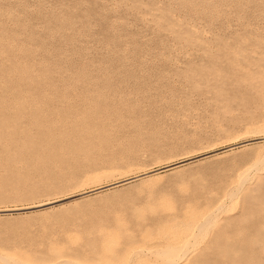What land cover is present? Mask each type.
<instances>
[{
  "label": "rangeland",
  "instance_id": "374dc122",
  "mask_svg": "<svg viewBox=\"0 0 264 264\" xmlns=\"http://www.w3.org/2000/svg\"><path fill=\"white\" fill-rule=\"evenodd\" d=\"M65 1L0 0V253L165 264L195 219L178 264H264V0Z\"/></svg>",
  "mask_w": 264,
  "mask_h": 264
},
{
  "label": "bare ground",
  "instance_id": "6f19581e",
  "mask_svg": "<svg viewBox=\"0 0 264 264\" xmlns=\"http://www.w3.org/2000/svg\"><path fill=\"white\" fill-rule=\"evenodd\" d=\"M66 1H69V0H66ZM66 1H65V3H67ZM75 1H76V0H75ZM120 1H121V0H120ZM120 1H119V2H120ZM138 1H139V0H138ZM144 1H145V0H144ZM144 1H143V2H144ZM165 1H167V0H165ZM51 2H52V3L62 2V0H46V4H45L46 6H44V5L42 6V8L44 7V9H43L44 12H42V13H40V14H38V15L36 14V13H37V12H36V13H35V14L37 15L36 17H35V16H34V17L32 16L33 13H31V15H30V14H29L30 12H28V14H26L25 21L22 20V18H19L20 16H19V15L17 14V12H16V14L18 15V18H17V24H18L19 29H21V31H25V32H27V31H29L30 29L33 28L32 26H33L34 24H32L31 22H33V21H37V22H34V23H38V24L43 25V26H41V27H44L43 29H46V31H47V30H54V29H55L53 32L56 31L57 33H58V32H61V33H62L63 31L66 30L65 33H67V31L69 30V29H67L68 26L70 27V32H71V29H72L73 31H77L78 29L74 30L73 27L75 26V25H74L75 23H76V24L79 23V20H80V19H78V21H77L78 23L76 22V19H75V21H74L73 19H74L75 17H79V16H78V15H76V16L74 15L75 17H72L73 15L70 16V17L67 16V18H71V17L73 18L71 21H74V23L70 22V23H72V24L74 25V26H73L72 24H69V22H67V21H68L67 18L60 17V16H59V12H58V10H60V9H58V8H59V6H61V5L57 6L58 8H56V9L53 8V9H54V10H53V9L50 8V6H51ZM69 2H70V1H69ZM69 2H68V3H69ZM119 2H118V3H119ZM123 2H124V0H123ZM132 2H133V1H132ZM147 2H148L149 5L152 4V3H149V1H146L145 4H147ZM150 2H152V1H150ZM153 2H154V0H153ZM155 2H156V1H155ZM167 2H170V4H172V5L174 4V0H168ZM172 2H173V3H172ZM37 3H38V2H37ZM44 3H45V2H44ZM44 3H43V4H44ZM63 3H64V0H63ZM63 3H62V4H63ZM70 3H71V2H70ZM86 3H87V2H86ZM120 3H121V2H120ZM175 3H176V2H175ZM39 4H40V3H39ZM74 4H75V3H74ZM76 4H77V3H76ZM142 4H143V3H142ZM153 4H155V3H153ZM153 4H152V5H153ZM167 4H168V3H167ZM26 5H27V4H26ZM29 5H30V4H29ZM77 5H78V4H77ZM149 5H147V7H148ZM152 5H151V6H152ZM172 5H171V7H172ZM62 6H63V5H62ZM137 6H138L137 8H139V5H137ZM151 6H150V7H151ZM162 6H164V5H162ZM174 6H175V4H174ZM30 7H31V6H30ZM39 7H40V6H39ZM140 7H141V5H140ZM150 7H148V8L150 9ZM154 7H155V6H154ZM167 7H168V5H167ZM60 8H62V7H60ZM82 8H83V7H82ZM151 8H153V7H151ZM155 8H156V7H155ZM164 8H165V7H164ZM18 9H19V8H18ZM62 9H64V8H62ZM65 9H67V8H65ZM135 9H136V5H135ZM143 9H144V8H143ZM149 9H148V10H149ZM153 9H154V8H153ZM157 9H158V8H157ZM169 9L171 10L170 7H169ZM55 10H57V11H55ZM69 10H70V9H69ZM73 10H74V8H73ZM73 10H72V12H75V10H74V11H73ZM77 10H78V9H77ZM80 10H81V9H80ZM82 10H84V8H83ZM82 10H81V11H82ZM136 10H137V9H136ZM136 10H135V11H136ZM138 10H139V9H138ZM144 10H145V9H144ZM144 10H143V11H144ZM146 10H147V9H146ZM158 10H160V9H158ZM62 11H63V10H62ZM62 11H61V12H62ZM70 11H71V10H70ZM81 11H80V12H81ZM86 11H87V10H85L84 12L87 13ZM119 11H120V10H119ZM140 11H141V8H140ZM149 11H150V10H149ZM168 11H169V10H168ZM18 12H19V11H18ZM64 12L67 13L68 11H67V12L64 11ZM76 12H79V11H76ZM80 12H79V13H80ZM145 12H146V11H145ZM150 12H151V11H150ZM150 12H149V13H150ZM22 13H23V12H22ZM68 13L70 14L71 12H68ZM60 14H61V13H60ZM71 14H72V13H71ZM73 14H76V13H73ZM77 14H78V13H77ZM150 14H151V13H150ZM169 14H170V12H169ZM17 15H16V16H17ZM67 15H68V14H67ZM81 15H83V13H81ZM85 15L88 17L90 14H89V15H88V14H84V16H85ZM142 15H143V14H142ZM160 15L162 16V14H160ZM86 16H85V18H86ZM132 16H133V15H132ZM82 17H83V16H80L81 19H82ZM93 17H94V16H93ZM169 17H170V16H169ZM169 17H168V18H169ZM62 18H63V19H62ZM83 18H84V17H83ZM99 18H100V17H99ZM161 18H162V17H161ZM65 19H66V20H65ZM88 19H89V18H88ZM169 19H171V18H169ZM95 20H96V19H95ZM171 20H172V19H171ZM69 21H70V20H69ZM81 21H82V20H80V22H81ZM85 21H86V20H85ZM25 22H26V23H25ZM64 22L68 23V26H67V27L65 26L66 23H64ZM169 22H170V23H173L172 21H169ZM169 22H167V23H169ZM51 23H53V24L55 25L56 28H53V27L51 26V25H52ZM38 24H37V25H38ZM83 24H84V22H83ZM105 24H106V23H105ZM54 25H53V26H54ZM66 25H67V24H66ZM70 25H72V26H70ZM79 25H82V24H79ZM79 25H78V26H79ZM172 25H173V24H172ZM172 25H171V26H172ZM35 26H36V25H35ZM16 27H17V26H16ZM120 27H121V26H120ZM167 27H168V26H167ZM169 27H170V26H169ZM35 28H36V27H35ZM74 28H75V27H74ZM79 28H81V27L79 26ZM16 29H17V28H16ZM83 29H84V28H83ZM38 31H39V30H38ZM73 31H72V34H73ZM107 31H108V30H107ZM17 32H19V30H18ZM31 32L33 33V31H31ZM41 32H42V31H41ZM50 32H52V31H50ZM77 32H78V31H77ZM79 32H81V30H79ZM32 33H31V34H32ZM34 33H35V32H34ZM39 33H40V32H39ZM42 33L44 34V32H42ZM47 33H49V32H47ZM47 33H45V34H47ZM61 33H60V34H61ZM65 33H64V35L67 36ZM75 33H76V32H75ZM91 33H92V32H91ZM97 33H98V32H97ZM49 34H50V33H49ZM49 34H48V35H49ZM51 34H53V33H51ZM51 34H50V35H51ZM60 34H59V35H60ZM62 34H63V33H62ZM67 34H68V33H67ZM77 34H78V33H77ZM77 34H76V35H77ZM79 34H80V33H79ZM68 35H69V34H68ZM53 36H54V34H53ZM63 45H64V44H63ZM232 72H233V70H232ZM234 74H235V73H234ZM236 74H237V72H236ZM215 78H216V77H215ZM236 78H237V77H236ZM242 78H243V77H242ZM243 79H244V78H243ZM70 105H71V104H70ZM100 105H101V104H99V106H100ZM107 106H108V105H107ZM90 107H91V106H90ZM93 107H94V106H92V108H93ZM97 107H98V105H97ZM97 107H95V108H97ZM95 108H94V109H95ZM100 108H101V107H100ZM105 108H106V107H105ZM68 109H69V108H68ZM98 109H99V108H98ZM79 110H80V109H79ZM79 110H78V111H79ZM103 110H104V109L102 108V111H103ZM98 111H99V110H98ZM102 111H100L99 113H102ZM110 111H111V110H110ZM66 112H67V111H66ZM83 112H84V111H83ZM67 113H68V112H67ZM74 113H76V112H74ZM87 113H88V112H87ZM93 114H94V113H93ZM97 114H98V113H97ZM108 114H109V113H108ZM113 114H114V113H113ZM39 115H40V114H39ZM73 115H74V114H73ZM77 115H80V114L77 113ZM81 115H82V114H81ZM81 115H80V116H81ZM88 115H91V114H88ZM45 116H48V115H45ZM50 116H51V115H50ZM52 116H53V114H52ZM60 116H61V115H60ZM74 116H76V114H75ZM74 116H72V117H74ZM80 116H78V117H80ZM83 116H84V115H83ZM83 116H82V117H83ZM85 116H86V113H85ZM91 116H93V115H91ZM91 116H88V117H91ZM101 116H102V115H101ZM101 116H100V118H101ZM20 117H21V116H20ZM20 117H19V118H20ZM32 117H35V116L33 115ZM36 117H38V116H36ZM41 117H42V116H41ZM56 117H58V116H56ZM69 117H70V116H69ZM72 117H71V119H73ZM76 117H77V116H76ZM103 117H104V116H103ZM105 117H106V116H105ZM110 117H111V116H110ZM114 117H115V116H114ZM39 118H40V116H39ZM60 118H61V117H60ZM84 118H85V117H84ZM92 118H93V117H92ZM92 118H91V119H92ZM96 118H97V116H96ZM96 118H94V119H96ZM98 118H99V116H98ZM107 118H108V116H107ZM48 119H49V117H48ZM67 119H68V118H67ZM75 119H76V118H75ZM91 119H89V120H91ZM109 119H110V118H109ZM31 120H33V119H31ZM51 120H52V118H51ZM53 120H54V117H53ZM55 120H56V119H55ZM57 120H58V119H57ZM59 120H60V119H59ZM63 120H64V119H63ZM78 120H79V119H78ZM84 120H85V119H84ZM84 120H83V121H84ZM92 120H93V119H92ZM102 120H103V118H102ZM3 121H4V120H2V122H3ZM6 121H8V120H5L4 122H6ZM15 121H16V120H15ZM33 121H34V120H33ZM45 121H46V120H45ZM45 121H44V122H45ZM49 121H50V120H49ZM64 121H65V120H64ZM97 121H98V119H97ZM100 121H101V120H100ZM100 121H98V123H99ZM107 121H108V120H107ZM107 121H105V122H107ZM111 121H112V120H111ZM37 122H38V121H37ZM47 122H48V121L45 122V123H46L45 125L48 124ZM76 122H77V121H76ZM81 122H82V121H81ZM81 122H79L78 125L76 124V126H74V129L71 130L70 134L67 133V134L69 135V137H74V135H75V136H76V135H82V133H84V132H86V131H87V132H88V131H89V132L91 131V129L88 130V126H87V125H85V124H83V123L80 124ZM84 122H86V121H84ZM94 122H95V121H94ZM101 122H102V121H101ZM103 122H104V121H103ZM103 122H102V123H103ZM105 122H104V123H105ZM6 123H7V122H6ZM8 123H10V121H8ZM14 123H15V125L12 124V123H11V124L14 125V126H16V122H14ZM17 123H18V119H17ZM34 123H35V122H34ZM53 123H54V122H53ZM59 123H60V121H59ZM86 123L89 125L88 122H86ZM90 123H91V121H90ZM102 123H101L100 125H106V123H105V124H102ZM110 123H111V122H110ZM0 124H1V123H0ZM11 124H9V125H11ZM43 124H44V123H43ZM43 124H42V126H43ZM91 124H92V123H91ZM93 124H94V123H93ZM93 124H92V125H93ZM5 125H6V124H5ZM12 125H11V126H12ZM38 125H39V124H38ZM63 125H64V124H63ZM97 125H98V124H97ZM3 126H4V125H3ZM40 126H41V125H40ZM42 126H41V127H42ZM53 126H54V124H53ZM59 126H60V125H59ZM95 126H96V125H95ZM4 127H5V126H4ZM8 127H9V126H8ZM8 127H7V128H8ZM43 127H44V128H45V127L47 128L48 126H43ZM60 127H61V126H60ZM91 127H92V126H91ZM100 127H101V126H100ZM36 128H38V127H36ZM44 128H43V129H44ZM56 128H57V127H56ZM56 128H55V129H56ZM72 128H73V127H72ZM101 128H102V127H101ZM1 129H3V127H1ZM5 129H6V128H4V130H5ZM38 129H39V128H38ZM43 129H42V130H43ZM47 129H48V128H47ZM49 129H50V128H49ZM98 129H100V128L98 127ZM18 130H19V129H18ZM59 130H60V129H59ZM102 130H103V129H102ZM15 131H16V130H15ZM21 131H22V130H21ZM63 131H64V130H63ZM63 131H61L62 134H63ZM92 131H93V129H92ZM92 131H91V132H92ZM25 132H26V131H25ZM40 132H41V130H40ZM45 132H46V129H45V131H42V132H41V134H40L41 137L46 138V137L48 136V133H45ZM64 132L66 133L67 131L65 130ZM89 132H88V133H89ZM91 132H90V133H91ZM37 133L39 134V132H37ZM92 133H93V132H92ZM92 133H91V135H92ZM9 134H10V133H9ZM62 134H60V135H59L60 137H58V138H63V137L65 136V135H64V136L62 137V136H61ZM11 135H12V134H11ZM72 135H73V136H72ZM86 135H87V134H86ZM86 135H84V136H86ZM91 135L88 134V137H89V136L91 137ZM93 135H94V134H93ZM93 135H92V136H93ZM15 136H16V135H15ZM15 136H14V137L10 136V137L15 139ZM84 136H82V137H84ZM3 137H5V136H3ZM3 137H2V138H3ZM10 137H9V138H10ZM7 138H8V137H7ZM11 138H10V139H11ZM18 138H19V137H18ZM49 138H50V137H49ZM84 138H85V137H84ZM84 138H83V139H84ZM86 138H87V137H86ZM50 139H51V138H50ZM63 139H64V138H63ZM63 139H62V140H63ZM68 139H69V138H68ZM72 139H73V138H72ZM75 139H78V138H75ZM81 139H82V138H81ZM81 139H80V140H81ZM4 140H5V139H4ZM17 140H19V139H17ZM36 140H37V139H36ZM56 140H58V139H55V138H54V141H56ZM85 140H87V139H85ZM88 140H89V139H88ZM88 140H87V141H88ZM5 141H7V140H5ZM9 141H10V140H9ZM9 141H7V142H8V145H11V143H9ZM54 141H53V142H54ZM60 141H61V140H60ZM60 141H59V142H60ZM64 141H65V140H64ZM66 141H67V140H66ZM66 141H65V144L67 143ZM70 141H71V139H70ZM7 142H6V143H7ZM53 142H50V143H49V144L51 145L50 147H51V148H54V147H55L57 150H59V151L61 152V149H62V148H60V147H61L62 144H60L59 142H58L59 144H55V143H53ZM56 142H57V141H56ZM61 142H63V141H61ZM68 142H69V141H68ZM6 143H3V144H6ZM19 143H20V142H18V144H19ZM73 143H74V141H73ZM73 143H72V144H73ZM77 143H78V142H77ZM82 143H83V142H82ZM84 143H85V145H86V142H84ZM3 144H2V145H3ZM15 144H16V143H15ZM45 144H46V142H45ZM63 144H64V142H63ZM79 144H80V143H79ZM8 145H7V146H8ZM46 145H48V144H46ZM80 145H81V144H80ZM3 146H4V145H3ZM16 146H17V145H16ZM20 146H22V145H20ZM48 146H49V145H48ZM46 147H47V146H46ZM46 147H44V148H46ZM65 147H66V146H65ZM73 147H74V146H73ZM79 147H80V146H79ZM82 147L84 148V146H82ZM15 148H16V147H15ZM40 148H42V147H40ZM63 148H64V147H63ZM70 148H71V146H70ZM70 148H69V149H70ZM22 149H24V145H23V148H22ZM46 149H47V148H46ZM69 149H68V151H69ZM77 149H78V148H77ZM77 149H76V150H77ZM80 149H82V148H80ZM20 150H21V149H20ZM40 150H41V149H40ZM72 150H73V149H72ZM21 151H22V150H21ZM24 151H25V150H24ZM70 151H71V150H70ZM77 151H78V150H77ZM19 152H20V151H19ZM25 152H26V151H25ZM39 152H40V151H39ZM41 152H42V151H41ZM41 152H40V153H41ZM44 152H45V151H44ZM44 152H43V153H44ZM60 152H59V153H60ZM65 152H66V151H65ZM21 153H22V152H21ZM21 153H20V154H21ZM30 153H31V152H30ZM48 153H49V152H48ZM48 153H47V154H48ZM51 153H52V151L50 152V155H51ZM63 153H64V152H63ZM60 154H61V153H60ZM5 155H6V153H5ZM62 155H63V154H62ZM62 155H60V156H62ZM65 155H66V154H65ZM33 156H34V155H33ZM51 156H53V155H51ZM67 156H68V155H67ZM2 157H5V156H3V154H2ZM7 157H8V155H7ZM15 157H16V156H15ZM36 157H37V155H36ZM63 157H65V156H63ZM37 158H38V157H37ZM39 158H40V156H39ZM57 158H59V157H57ZM2 159H3V158H2ZM53 159H54V158H53ZM59 159H60V158H59ZM63 159L65 160V158H63ZM63 159L61 158V160H62V162H63V164H64V160H63ZM0 160H1V159H0ZM47 160H48V159H47ZM1 161H3V160H1ZM44 161H46V160H44ZM65 161H66V160H65ZM3 162H4V161H3ZM8 162H9V161H8ZM50 162H51V161H50ZM55 162H56V161H55ZM55 162H54V163H55ZM62 162H59V164L62 163ZM54 163H53V164H54ZM5 164H6V163H5ZM41 164H44V163H41ZM44 165H46V164H44ZM44 165H43V166H44ZM51 165H52V164H51ZM57 165H58V164H57ZM11 166H12V165H11ZM13 166H14V165H13ZM13 166H12V167H13ZM48 166H49V168H50V165H48ZM61 166H62V164H61ZM167 166H168V165H167ZM175 166H177V165H175ZM8 167H9V166H8ZM45 167H46V166H45ZM45 167H44V168H45ZM55 167H56V166H55ZM46 168H47V167H46ZM61 168H62V167H61ZM50 169H51V168H50ZM49 171H50V170H49ZM110 173H111V172H110ZM108 175H110V174H108ZM103 176H105V175H103ZM106 176H107V175H106ZM75 177H76V176H75ZM101 177H102V175H101ZM132 179H133V178H132ZM132 179H130V180H132ZM6 180H7V179H6ZM128 180H129V178L124 179V180L121 181V183H122V182H127ZM8 181L11 183L10 180H8ZM3 182H5V181H3ZM15 182H16V181H15ZM118 182L120 183V181H118ZM128 182H129V181H128ZM17 183H18V182H17ZM25 183H26V182H25ZM115 183H117V182H115ZM115 183L108 184L107 186H110V185H112V184L115 185ZM3 184H4V183H3ZM20 184H23V183L21 182ZM16 185H17V184H16ZM18 185H19V184H18ZM23 185H24V184H23ZM10 186H11V185H10ZM100 188H102V186L97 187V188H95L94 190H99ZM81 194H82V193H81ZM163 215L166 216L165 214H163ZM161 216H162V215H161ZM164 216H163V217H164ZM166 217H167V216H166ZM160 219H162V218H160ZM156 220H157V219H156ZM205 221H206V220H205ZM205 221H204V220L201 221L200 225H203V224L205 223ZM193 223H194L195 225H197V223H199V221H198V220H195V219H194V220L192 219L190 222H188V225H186V229H185L186 231L183 232V233H181L180 235H178V237L176 238V240L173 242L174 245H173L171 248H170V247H166L165 249L159 250L158 253H156L157 255H160L162 259H164L165 264H178L179 262H177V261H178V259H179L180 257H177L176 254H177L179 251H182V250H183V251H187V250H188V245H187V244L189 243V241H188V239H187V236H188L189 232L191 231V225H193ZM182 225H183V224H182ZM111 242H112V241H111ZM47 254H49V253H47ZM49 255H53V256H54V258H53L52 260H56V259H57L56 257H59L56 253H51V254H49ZM0 261H3V262H9V263H12V264H28V262H27V261H28V257H27V255H23V256H21V258H19V257H15V256H13V255H10V254H1V253H0ZM67 262L69 263V261H67ZM71 264H73V263H71ZM98 264H103V262L99 261Z\"/></svg>",
  "mask_w": 264,
  "mask_h": 264
}]
</instances>
